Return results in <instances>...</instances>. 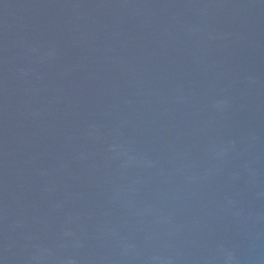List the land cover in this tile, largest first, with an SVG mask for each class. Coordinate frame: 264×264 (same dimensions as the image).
I'll use <instances>...</instances> for the list:
<instances>
[{
	"label": "water",
	"instance_id": "95a60500",
	"mask_svg": "<svg viewBox=\"0 0 264 264\" xmlns=\"http://www.w3.org/2000/svg\"><path fill=\"white\" fill-rule=\"evenodd\" d=\"M0 264H264V0H0Z\"/></svg>",
	"mask_w": 264,
	"mask_h": 264
}]
</instances>
